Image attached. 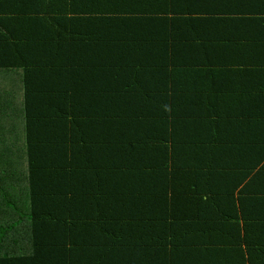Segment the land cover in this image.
I'll use <instances>...</instances> for the list:
<instances>
[{"label":"trees","instance_id":"trees-1","mask_svg":"<svg viewBox=\"0 0 264 264\" xmlns=\"http://www.w3.org/2000/svg\"><path fill=\"white\" fill-rule=\"evenodd\" d=\"M54 1L0 0V264H263L212 179L222 145L207 139L239 115L175 82L263 73L264 30L243 36L250 12L226 0H126L114 13L108 0ZM210 54L237 61L212 67Z\"/></svg>","mask_w":264,"mask_h":264},{"label":"crops","instance_id":"crops-1","mask_svg":"<svg viewBox=\"0 0 264 264\" xmlns=\"http://www.w3.org/2000/svg\"><path fill=\"white\" fill-rule=\"evenodd\" d=\"M40 3L44 8H58L57 2L54 0H40ZM226 5H229L228 10H235L237 13L239 11L250 12L243 29L245 38L250 40L263 38L258 32L264 28H259L257 25H264V14L259 18L257 13L264 12V0H226ZM118 8L126 10L128 8L127 1L108 0L103 6L104 12L109 13H114ZM103 23L105 22H98L96 26ZM172 57H174V53ZM214 58V55L210 54L212 67L230 66L231 62L237 61L234 57H228L226 60L222 59L217 65ZM99 59L92 58L91 61ZM222 71H190L195 74V80H187L188 75H180L176 77L175 82L184 91V94L192 93L196 84L201 92L218 93L220 97L217 98L218 100L211 101L210 108H228L229 113L235 111L234 113L239 115V117L231 118L229 121L220 120L207 139L222 145L212 154H209L220 158L218 160L219 170L212 172V179H214L216 188L232 193L229 200L231 203L236 200L240 209L236 212L240 218L238 222L240 223L242 238L247 239L246 236L249 235L248 242L262 249L261 256H264V164L261 162V158H264V105L258 111L259 105L256 101L254 99L249 100L250 93L256 85L264 83V72L261 73L260 70L251 68L247 71L236 70L230 73ZM8 80L12 81L11 79ZM262 86L264 87L261 85L259 88H263ZM3 132H0V135ZM179 133L181 137L186 138L183 135L186 132L177 131V134ZM189 133H193V131H189ZM194 135L196 140L203 141L198 133L194 132ZM259 162L261 163L259 164ZM257 164H259L258 170L255 169ZM260 165L262 166L260 167ZM205 173L211 175V171ZM229 177H233V179H225ZM204 187L211 190L208 182ZM233 194L234 197H232ZM221 221L222 219L217 217L216 222ZM246 227L247 233H245Z\"/></svg>","mask_w":264,"mask_h":264}]
</instances>
